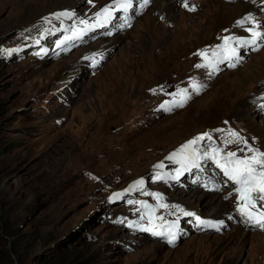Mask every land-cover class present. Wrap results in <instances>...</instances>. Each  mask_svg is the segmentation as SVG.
<instances>
[{"label":"rangeland","instance_id":"1","mask_svg":"<svg viewBox=\"0 0 264 264\" xmlns=\"http://www.w3.org/2000/svg\"><path fill=\"white\" fill-rule=\"evenodd\" d=\"M84 1L0 0V41L56 8ZM212 2L195 0L196 12L182 10L173 20L150 4L130 30L93 38L54 61L25 56L0 64V264H264V232L240 228L227 217L231 209L218 233L189 232L165 247L105 224L106 197L80 176L84 170L104 179L112 173L125 179L142 175L164 152L222 119L264 145V105H257L264 88V40L259 50L242 53L234 69L211 74L195 67L197 50L244 31L237 21L245 14L228 15V7L245 1ZM119 35L125 37L89 75L82 57L105 50L101 45ZM56 63L63 65L60 74ZM257 66V81H250L246 73ZM189 77L202 83L201 93L170 114L155 113L157 101L147 89ZM165 190L172 200L196 191L202 202L214 199L199 208L207 218L223 215L213 205L229 208L222 192L199 185ZM234 225L237 233L225 241ZM254 234L260 239H252Z\"/></svg>","mask_w":264,"mask_h":264},{"label":"snow or ice","instance_id":"2","mask_svg":"<svg viewBox=\"0 0 264 264\" xmlns=\"http://www.w3.org/2000/svg\"><path fill=\"white\" fill-rule=\"evenodd\" d=\"M89 3H92V0H88ZM144 4H148L149 0H143ZM185 8H188L189 11H195V8H189L187 0H184L182 5ZM133 7V0H112L111 4L105 5L99 12L95 15L97 17H102L105 23H108L113 18L116 12H128ZM57 15H67V13H59ZM237 23L243 27L245 23L254 24L253 28H247L246 31L251 33L252 39L244 40L243 38H233L230 36L222 37L223 44L218 45L217 48L221 49L224 53L222 59H232L236 58L237 61L241 59L240 54L237 51L236 47H232L231 42L238 41L248 45H255L258 40H264V31L260 29L264 27L254 17L249 14L245 16L242 20L237 21ZM80 24L85 25L84 28H74L72 34L65 36L63 40L57 42V46L60 47L65 43L72 42L78 39H81L87 31L91 28L96 27L97 25H90L87 20H81ZM38 42V41H37ZM205 60L203 64H196L197 68H207L215 67L208 60L207 51L200 50L197 53H194ZM213 56H218L216 51H213ZM231 67H235V64H231ZM199 85L193 83V91L198 92L200 90ZM155 93V89L152 90ZM172 96H179V99H173L172 101H165L160 105V109L164 111H172L173 108L183 107L184 104L190 99L187 88H178L176 92L170 93ZM229 139H226L222 142L224 147L212 146L209 145L207 148H202V142L211 141L213 137L210 133L205 132L201 133L193 139L187 141L184 145L181 146V149L177 152L172 153L168 159L175 160L176 163L180 164L184 170L189 169L190 167L200 168L201 161H209L218 168L224 177L230 181L235 188V192L238 197V211L246 216L251 222L258 225L261 228H264V211L254 212L253 209H256L259 205L264 207V150L260 148L253 147L247 139L240 136L237 132H231ZM232 144H243V147H238L236 150H231L228 148ZM159 166V165H158ZM180 175V170H177V177ZM139 184V182H137ZM148 194V193H145ZM119 196V194H115ZM154 198L157 199V206L159 208H179L178 205H168L167 203L160 202V195L158 193L151 194ZM133 203V201H129ZM142 205L144 209L147 210V216L149 225L153 223V216L156 212L157 206L149 205L146 201L137 202ZM185 216H195V213L185 211L180 208ZM144 217L141 216V219ZM201 223H208L201 220L199 216L195 217ZM158 221H163L162 216L155 217ZM176 226L175 221L167 222V230L163 228L156 231L153 227H145L144 231H151L153 235L156 236H167L168 242L173 243L176 238V233L173 229Z\"/></svg>","mask_w":264,"mask_h":264},{"label":"bare ground","instance_id":"3","mask_svg":"<svg viewBox=\"0 0 264 264\" xmlns=\"http://www.w3.org/2000/svg\"><path fill=\"white\" fill-rule=\"evenodd\" d=\"M72 1H73V3L78 2V0H67L68 4L70 2L72 4ZM212 1L213 0H211V2ZM151 2H152L151 4L153 5V7L155 8V11H157L159 13V15H161V14L169 15L171 17V20H173V18H175L177 13H179V12H181L183 10L181 8V6L178 5V3L176 1H174V0H151ZM212 3L214 4V2H212ZM248 3L249 2H247V3L246 2L245 3H239V4H235V5L231 6V7H228V15H230L231 12H233V14L235 13V14H239V16L241 15L240 17L242 18L245 13H247L249 11H254V9ZM67 7L68 6L61 7V8H56L55 10L66 9ZM71 8H73V7L71 6ZM135 22L139 23V21H137V20ZM239 35H246L245 30L244 31H239L236 36H239ZM124 37L125 36H123V35H119V36H115L113 38H110L108 41H106L105 43H103L101 45L102 48L103 47L105 48V50H100L99 52L109 53L110 51H112L111 49L113 47H115L118 44V42ZM140 43H141V39L139 40L138 44L140 45ZM263 63H264V61H263ZM53 67H54L53 69H55L57 71L55 74H60L61 73V69L63 68V65L61 63H56V64H54ZM76 70L77 71L82 70V62L79 61V60L77 62ZM258 73H259V70H258V66H257L256 69L249 70L246 74L249 75L248 79L250 81L255 82V81H257V74ZM68 79H66V80H68ZM196 192H198V191H196ZM196 192H193L188 198H183V197L181 198V195L183 194L181 192V193H179L180 197H175V199L172 200V201L181 202L186 207H189V208L193 207L194 210L195 209H199V208L200 209L201 208H205L206 206H209L211 204V202H214V199L206 200V201L202 202L201 198H202L203 195L202 194L198 195V194H196ZM196 195L199 196L198 199L195 198ZM216 206H217V211H219V209H221L220 211L223 212V215H222L223 217L221 216V218H224V216H226V213H228V211H230V208H228L226 206V204H224L223 202L219 203V206H218V204L213 205L212 211L216 209L215 208ZM219 213L220 212H218V214ZM236 233H237V228L234 225V226H232L231 230L228 231V233L225 234V236H224L225 241L233 239ZM251 238L254 239V240H258V239H260V235L254 234V235H252Z\"/></svg>","mask_w":264,"mask_h":264}]
</instances>
